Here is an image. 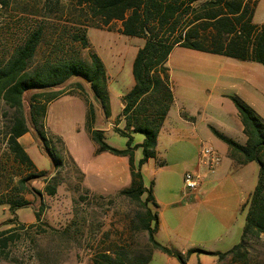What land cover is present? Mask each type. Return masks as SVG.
Instances as JSON below:
<instances>
[{
  "label": "rangeland",
  "instance_id": "1",
  "mask_svg": "<svg viewBox=\"0 0 264 264\" xmlns=\"http://www.w3.org/2000/svg\"><path fill=\"white\" fill-rule=\"evenodd\" d=\"M90 20L96 19L87 9L79 7L77 0H0V63L40 26L45 28V39L33 68L59 56L51 52L54 39L62 30H70L72 36L77 30L86 31L90 47L76 44L69 48L75 50L76 58L86 62H91L92 53L98 54L111 83L110 118L105 117L90 84L82 78L25 95L24 114L33 137L25 150L37 168L32 172L38 177L28 180L27 191L18 195L29 202L27 207L12 212L8 205L0 206V225L13 220L0 227V232L10 231L5 237H13L0 252V264H94L97 255L111 252L122 255L129 263H139L146 257L149 234L139 223L145 210L118 195L131 185L129 157L99 152L90 134V129L100 130L108 145L128 149L129 138L117 131H126V123L120 119L122 96L134 86L133 63L145 41L121 34V22L87 28ZM256 22L264 25V2ZM237 62L224 56L175 48L168 65L176 99L160 131L156 157L140 166L143 150L134 152V164L141 170L145 187L152 190L158 205L156 241L184 255L194 249L201 251L186 257V264H233L232 257L221 262L209 253H226L241 242L251 195L258 185L257 163L237 171L219 169L206 178L195 194L187 192L184 185L185 175L198 169L203 147L218 151L222 165L231 164L225 155L226 145L211 128L242 145L246 143L239 113L230 98L221 100V93L239 97L264 120V66L250 62L244 70L232 67L241 64ZM52 90H60L63 96L47 106L46 146L34 129L29 103L32 96ZM208 96L212 99L210 106ZM87 102L95 109L94 125L88 121ZM6 112L13 114L3 102L0 106L3 195L21 188L19 181L28 173L15 162L9 149L10 117H4ZM132 136L133 147L145 140L142 134ZM55 156L62 160L59 168ZM41 171L48 173L40 177ZM47 185L56 186L55 196L46 192ZM247 248L250 254L247 263L264 264V235L251 237ZM149 264H182V261L155 250Z\"/></svg>",
  "mask_w": 264,
  "mask_h": 264
},
{
  "label": "trees",
  "instance_id": "2",
  "mask_svg": "<svg viewBox=\"0 0 264 264\" xmlns=\"http://www.w3.org/2000/svg\"><path fill=\"white\" fill-rule=\"evenodd\" d=\"M260 0H77L78 6L88 10L96 20H90L87 28L108 26L121 22V34L145 41L134 59V86L122 98L124 105L120 119L126 123V131L117 130L129 138L128 149L118 150L105 141L104 133L91 130L93 141L99 152H110L129 157L131 185L119 192V196L145 210L140 217L141 229L149 234V248L146 257L139 263H129L114 252L96 256L94 264H149L155 250L177 256L182 264L191 253L186 255L161 245L155 239L159 228L158 205L152 190L147 189L140 169L134 164V152L143 150L144 158L140 166L156 157L158 137L174 103L171 82V70L168 65L175 48H185L202 53L224 56L242 62H253L264 66V25L254 23V16ZM70 30L54 39L53 51L56 59H47L33 68L39 48L45 39V28L33 30L19 45L14 53L0 63V106L4 102L13 111L4 117H10L8 125V145L15 162L26 172L19 183L21 188L14 193L0 194V206L8 205L12 212L27 207L29 202L22 196L26 191V182L38 177L34 162L21 145L19 139L30 132L25 118L24 101L29 91H48L69 82L73 78L87 81L94 93L96 102L101 106L106 118L111 117L110 93L106 67L98 54H91V62L76 58L71 45L82 44L90 47L86 31L71 35ZM71 35V36H70ZM63 96L60 90L41 92L32 96L29 108L32 123L38 137L47 146L45 117L47 106ZM234 103L246 136L244 145L225 136L215 128L212 133L228 147V157L237 167L251 163L259 165V180L251 195L250 208L246 217V226L241 242L226 253H209L217 256L221 262L232 257L233 264L249 261L248 240L264 235V120L258 116L239 97H229ZM88 121L95 124L94 106L87 102ZM142 134L145 140L132 146V134ZM51 156L52 153L47 149ZM56 167L62 166V160L55 156ZM41 171L39 176L47 175ZM50 196L57 194L56 186H46ZM40 219V213L36 215ZM9 220L0 225L12 223ZM10 231L0 232V252L7 248L13 237H5ZM1 254V253H0Z\"/></svg>",
  "mask_w": 264,
  "mask_h": 264
},
{
  "label": "built area",
  "instance_id": "3",
  "mask_svg": "<svg viewBox=\"0 0 264 264\" xmlns=\"http://www.w3.org/2000/svg\"><path fill=\"white\" fill-rule=\"evenodd\" d=\"M221 154L212 147H203L200 152L198 169L187 173L184 177L185 190L195 194L201 188L207 177L214 175L222 166Z\"/></svg>",
  "mask_w": 264,
  "mask_h": 264
},
{
  "label": "crops",
  "instance_id": "4",
  "mask_svg": "<svg viewBox=\"0 0 264 264\" xmlns=\"http://www.w3.org/2000/svg\"><path fill=\"white\" fill-rule=\"evenodd\" d=\"M264 2V0H260L259 4H258V7L256 9V12H255V16H254V23L257 24V25H263L262 23H257L256 22V16H257V13H258V10H259V7L261 6V4ZM238 61V60H236ZM237 63H241V64H233L232 67H238L239 69H246V63H250V62H242V61H239ZM253 63V62H252ZM237 65V66H236ZM109 93H110V96H111V83H109ZM175 95V93H174ZM220 95H222L221 97V100L222 101H225L226 99H228V96L225 94V93H221ZM125 96V95H124ZM123 97V96H122ZM176 99V96L175 98ZM212 103V99H211V96H208V102H207V106H210V104ZM124 108V105L122 104V109ZM160 136V135H159ZM29 138V139H28ZM33 137L30 135V133L24 135L22 138L19 139L21 145L27 149V146L29 145V141H32ZM227 147V146H226ZM226 150V157L229 159L230 163L231 164H225L223 163L222 165V168H220V171H224L225 169H229V170H233V169H236L239 170V169H242L243 167H237L234 162L228 157V147L225 149ZM252 164V163H251ZM250 165V164H249ZM248 166V165H247Z\"/></svg>",
  "mask_w": 264,
  "mask_h": 264
}]
</instances>
